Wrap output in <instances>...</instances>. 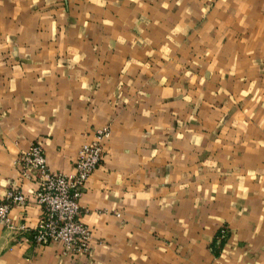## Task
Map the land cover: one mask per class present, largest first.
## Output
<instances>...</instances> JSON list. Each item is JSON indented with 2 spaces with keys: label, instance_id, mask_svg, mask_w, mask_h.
<instances>
[{
  "label": "crops",
  "instance_id": "0c3cea01",
  "mask_svg": "<svg viewBox=\"0 0 264 264\" xmlns=\"http://www.w3.org/2000/svg\"><path fill=\"white\" fill-rule=\"evenodd\" d=\"M103 126L79 199L90 252L29 243L22 156L40 143L71 173ZM11 187L29 201L0 222V264H264V0H0Z\"/></svg>",
  "mask_w": 264,
  "mask_h": 264
},
{
  "label": "built area",
  "instance_id": "2783aa9c",
  "mask_svg": "<svg viewBox=\"0 0 264 264\" xmlns=\"http://www.w3.org/2000/svg\"><path fill=\"white\" fill-rule=\"evenodd\" d=\"M109 134L110 130L106 126L97 129L94 139L79 149L71 173L50 170L40 143H33L24 153L21 158L25 166L24 174L37 179L35 198L42 207L37 227L26 238L29 243L40 246L59 242L65 254L90 252L92 230L81 220L79 199L89 177L103 161L104 141ZM28 201L29 198L21 189H8L4 195H0V222L12 225L10 210L14 206L26 205Z\"/></svg>",
  "mask_w": 264,
  "mask_h": 264
},
{
  "label": "rangeland",
  "instance_id": "374dc122",
  "mask_svg": "<svg viewBox=\"0 0 264 264\" xmlns=\"http://www.w3.org/2000/svg\"><path fill=\"white\" fill-rule=\"evenodd\" d=\"M104 127V126H103ZM106 127H108V126H106ZM101 128V127H100ZM109 128V127H108ZM110 130V129H109Z\"/></svg>",
  "mask_w": 264,
  "mask_h": 264
}]
</instances>
